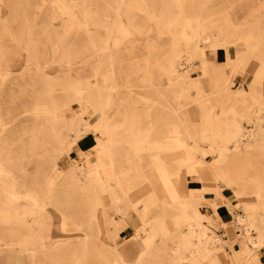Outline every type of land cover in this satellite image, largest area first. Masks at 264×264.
I'll return each instance as SVG.
<instances>
[{"label": "rangeland", "instance_id": "1", "mask_svg": "<svg viewBox=\"0 0 264 264\" xmlns=\"http://www.w3.org/2000/svg\"><path fill=\"white\" fill-rule=\"evenodd\" d=\"M195 16L204 27L199 37ZM225 26L240 40L219 47L230 61L216 69L207 61L215 60L208 49L207 58L199 55V41L207 37L205 47L220 44L225 31L219 28ZM175 54L180 57L167 74L165 65ZM218 73L227 84L224 98L210 95L217 91ZM113 75L116 84L129 88L112 92L98 120L105 121L108 133L118 134L109 163L102 131L94 133L95 146L89 149L92 130L104 127L92 117L83 130L77 109L90 111V106L100 114L105 94L88 88L93 78L101 88L108 86ZM260 98L264 0H0V264H121L118 251L129 262L136 213L156 223L137 228V240L150 243L141 247L135 264H173L190 252L199 256L200 249H212L207 233L206 241L198 242L188 227L176 231L182 216L194 210L213 214L210 203L219 189L228 194L234 215L227 226L225 218L211 220L209 236L227 241L223 248L234 252L239 264H253L244 256L248 241L234 222V208L254 204L259 209L245 222L264 249V181L255 167L245 168V174L237 169L226 178L240 187L236 197L222 184L189 174L180 149L187 129L179 118L192 126L197 152L211 163L223 137L210 130L212 119L249 127L244 112L254 111ZM198 106L203 111L195 113ZM252 129L253 142L263 146L262 121ZM113 172L130 203L127 214ZM107 181L116 186L103 188ZM169 229L172 233L164 235ZM192 241L196 246L183 247ZM218 254V262L225 263L226 254Z\"/></svg>", "mask_w": 264, "mask_h": 264}, {"label": "crops", "instance_id": "2", "mask_svg": "<svg viewBox=\"0 0 264 264\" xmlns=\"http://www.w3.org/2000/svg\"><path fill=\"white\" fill-rule=\"evenodd\" d=\"M246 3V1H245ZM194 25L196 26V31L195 34L199 35L202 33H204V27H202L201 21H200V17L199 16H195L194 17ZM229 27V28H227ZM223 30L222 28H219V31H225V37L223 39H221L219 42L220 44L216 41L214 45H212V47H205V45L208 43L209 38L205 37L203 39H200L199 42H201L200 44L203 45V47L201 49H199V55L202 58H207L206 56V49H208L215 57L214 61H208V63L216 68H222L224 67L227 63L228 60L230 61V56L229 53H227L226 51L224 52H219L218 49L219 47H221L222 45L226 44V43H233V45H238V40H240L238 37L233 36V34L231 33V29L230 26H225ZM208 39V40H207ZM204 42H203V41ZM207 40V41H206ZM223 41V42H222ZM255 45L251 46V47H246V51L247 52H251L252 50H254ZM238 48V46L236 47V49ZM239 53H237L238 55ZM180 55L175 54L170 56L169 60L167 61L166 65H165V71L167 74H172L173 73V64L175 62V60L177 58H179ZM224 61V62H223ZM189 62V60L187 61ZM180 67V65L178 66ZM219 71V70H218ZM217 71V72H218ZM114 74V72H113ZM78 80V79H77ZM81 79H79L78 81H80ZM171 80V78H168L167 83H169ZM82 82H86L90 83L89 80H81V84ZM93 85L91 88L89 89H94V90H98L99 93L105 94V100L104 103L102 104V111L100 112V114H98L94 109H92L90 106H88L92 113L90 114L89 118H95L94 122H96V125H98V127L100 128L101 126H103L104 128L102 130L100 129H91L93 136H94V140L91 143V147L89 149H92L95 146V142L97 137L94 135L95 131L96 132H103L105 134V137L107 138V145L108 147L105 149V155L107 156L108 162L111 163L112 158L111 155H109L108 153H110L109 151L112 148V144L114 141V136L118 135L115 132H110L108 133L106 131V123L105 121L102 119L101 123L98 122V119L103 118V115L107 109V107L110 105L111 99H112V92H115L117 89H128L129 87L126 86L125 84H116V77L115 75H113L112 78V82L104 87L101 88L100 86L96 87L94 85V78L91 82ZM213 86L214 88H217L216 93L213 91L210 93V95H212L211 97L215 96V95H220L221 98L225 97V89L227 87V84H225V82H223V77H221V75L218 73L215 76V79L213 81ZM224 89V91H223ZM93 90V91H94ZM104 90V91H102ZM239 93L242 92V90H237ZM100 97V96H99ZM87 103V102H85ZM254 105V111H245L244 112V119L247 121V124L249 127L247 126H237L235 125V123L232 122V124L230 123L225 125L222 123L219 119V117H216L215 119L213 118L210 124V130H212V132L218 136L219 134L221 135L220 132H223V137L222 140L217 144L216 148H213L212 150V157H213V162L209 163L208 161H205L202 157L201 154H199L196 150L195 144L197 143L196 141V136L193 133L192 130V126H190L184 119L179 121L183 124H185V129H187V137L188 140L187 142H181L180 143V149L183 151V155H184V159L187 162V167H188V173H196L197 175L201 176L202 178H206L212 182H214L215 184L219 185V187H221V184L224 185V188L227 189V191L232 192L233 195H235L236 197H238L239 193H240V187L237 185L235 187L231 186L230 181H227L226 178L227 177H232L233 175H236L237 172L236 170L239 168H243V174L247 173V171L245 170V168H249V167H255L257 169L256 171V177L258 178L259 182H263L264 181V145L259 146L257 145L254 141V130L251 133V135L249 133H247V129L248 128H252L254 126V128H256L258 122L262 121V123L264 124V100L263 98L258 99L256 102L254 101L253 103ZM78 112H80L82 115V111L81 109H77ZM197 111H203V107H196L195 108V113ZM261 112V113H260ZM253 115L252 118H250V116ZM254 124V125H253ZM88 130V129H87ZM243 135L247 136L248 138L246 140H243L242 137ZM264 139V138H263ZM84 140L81 141V143H83ZM88 144H90L88 142ZM262 155V157H261ZM78 157V156H77ZM261 159L262 162L261 163ZM101 168V167H100ZM113 174H115L113 172ZM116 175V174H115ZM116 186L114 181H107L106 184H103V188L107 187V186ZM117 187L119 188V186L117 185ZM116 188V191H119L120 194L124 197V201L125 203H127V209H126V214L127 211L131 208L130 207V203L128 201V198L125 196V194L123 193L121 188ZM156 193H158V189L155 190ZM196 195L197 192H195ZM154 200V197H151L150 199H147L148 201L150 200ZM216 200H220L223 201V204H219L216 202ZM228 200V194L224 193V190L219 189L216 191L215 196L213 197V203H210V206L212 208L213 214L207 213L204 210H194L192 216H187L184 217L182 216L183 219V223L179 226V229L176 231V233H178L179 231H183L185 230L187 227L190 230V232L193 234L197 233L198 230H196V227L198 226V224H201L203 226V228H205V233H207L208 238H210L209 234L213 233L210 230L209 227V223L214 222L217 219L220 218H225L224 219V226H227L230 220V217H232L234 214L231 212V207L232 205L227 201ZM147 201V202H148ZM193 199L189 202L190 204H193ZM145 203V207H148L150 205V203ZM151 202V201H150ZM170 202H173L170 201ZM174 203H176L177 205H184L185 202H180L179 200L175 201ZM188 204V203H187ZM264 207V206H263ZM129 208V209H128ZM237 209V214L234 218V222L236 224V226L242 228L243 230V238L246 239L245 236V232H244V226H241L237 223V219H241L245 222V219L248 217L249 212H258V208L254 205V204H238L236 206ZM180 210L183 212L184 211V207H180ZM136 218L138 221V225L136 228H134L137 232H138V238H139V230L137 228L143 226L142 224L144 223L145 226H153V224L156 223V220L154 221H150L148 222L147 220H143V218L146 217V214H139L136 213ZM243 217V218H242ZM127 223V221H123L121 223V225H125ZM218 224L220 222H217ZM246 225H248L250 228L252 227L251 224L249 222H245ZM251 230H254L251 228ZM136 231H134V234L131 236L130 241L132 242V244H134L135 246L139 245L140 249L142 247V249L144 248V246H146L149 242L148 239H144L141 240L138 239L135 236V234L137 233ZM173 229H169L165 232L164 235L170 234L172 233ZM255 231V230H254ZM175 233V234H176ZM254 234V233H253ZM255 235V234H254ZM192 238V235L190 236V239ZM219 238L218 236L212 238ZM221 239V238H220ZM140 240V241H139ZM221 243L219 245L216 244H211L213 245L210 250H206L205 249H200V254L197 257L196 260L200 261V264H239V261L237 260V256H235L234 252H232L231 250H229L228 247H225V249L223 248L224 243H227V241H224L223 239H221ZM191 242V241H189ZM196 246L195 242L192 241V245L190 244V246L186 247L183 246L185 248H189L191 249V247ZM215 246V247H214ZM141 249V250H142ZM145 250V249H143ZM206 251V252H204ZM225 253L227 256L226 257V261L225 263H219L218 262V257L220 254L218 253ZM260 253V254H259ZM244 256L248 259H251L253 261V264H264V249L263 247L260 246L259 249L257 250H253L250 249L249 246H247L246 249H244ZM191 264H196V263H191ZM241 264V263H240Z\"/></svg>", "mask_w": 264, "mask_h": 264}, {"label": "bare ground", "instance_id": "3", "mask_svg": "<svg viewBox=\"0 0 264 264\" xmlns=\"http://www.w3.org/2000/svg\"><path fill=\"white\" fill-rule=\"evenodd\" d=\"M208 40V39H207ZM206 40V41H207ZM203 41V40H202ZM204 42V41H203ZM223 42V41H222ZM255 47V46H254ZM254 49V48H253ZM205 53H206V51H205ZM224 62V61H223ZM94 85L96 86V87H98V85H99V83H98V81H97V79H96V81L94 82ZM82 111V113H83V117H82V119H83V123L81 124V127L83 128V130H87L88 129V117L90 116V114L92 113V111L90 110V111H86V110H81ZM99 120V119H98ZM254 125V124H253ZM95 127V126H94ZM99 128V127H98ZM253 132V129L252 128H248L247 129V133H249L250 135H251V133ZM97 132L95 131V134H96ZM248 137L247 136H245V135H243V137H242V139L243 140H246ZM98 142V141H97ZM93 149V148H92ZM101 150V149H100ZM102 154V153H101ZM90 159V155H88V154H86L85 155V158L83 159V161L85 160V162L87 161V160H89ZM78 160V159H77ZM104 174V173H103ZM114 175V180H115V183H116V185H118L119 186V188H121L122 189V187L120 186V183L118 182V180L116 179V175L115 174H113ZM109 178V177H108ZM6 184V183H5ZM95 187V186H94ZM2 190V189H1ZM7 190V189H6ZM3 191H5V190H3ZM2 191V192H3ZM4 194H5V192H4ZM9 194H10V192H9ZM10 196V195H9ZM244 205V204H243ZM122 214V213H121ZM243 218V217H242ZM237 223L239 224V225H241V226H244V232H245V236H246V240L248 241V243H247V245L249 246V248L250 249H253V250H257V249H259L260 248V246L258 247V245H259V243H257V241H256V239L258 240V238H256L255 237V235L252 233V230H251V228L248 226V225H246V223L243 221V220H241V219H237ZM145 226V225H144ZM200 224H198V226H197V228L200 230V233L199 234H195V236H196V240L198 241V242H201V241H206V233H205V230L203 229V228H200ZM136 231V230H135ZM137 232V231H136ZM208 239H210L211 240V244H216V245H219L222 241H221V239L220 238H215V239H212V238H208ZM196 241V242H197ZM131 242V241H130ZM259 242V241H258ZM130 245H131V247H132V249H133V251H134V255L132 256V260L131 261H129V262H127L126 260H124V257H123V253L121 252V251H118V252H116V253H114L115 255H116V257H118V260H119V262L121 263V264H135V259H136V257H137V255L139 254V250H140V246L139 245H137V246H135L134 244H132V242L130 243ZM209 246V245H208ZM215 247V246H214ZM124 251V250H123ZM189 253V252H188ZM195 253V252H194ZM132 255V254H131ZM227 256V255H226ZM197 257H198V255H196V254H193L192 252H190L189 253V256L188 257H180L177 261H175L173 264H189V261L191 260V259H197ZM128 259V258H127ZM196 264H200V261L199 260H196Z\"/></svg>", "mask_w": 264, "mask_h": 264}]
</instances>
